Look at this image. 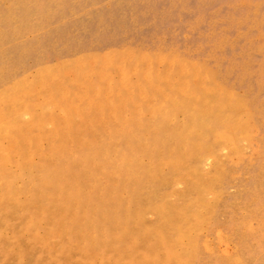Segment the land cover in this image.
Listing matches in <instances>:
<instances>
[{
	"label": "rangeland",
	"instance_id": "obj_1",
	"mask_svg": "<svg viewBox=\"0 0 264 264\" xmlns=\"http://www.w3.org/2000/svg\"><path fill=\"white\" fill-rule=\"evenodd\" d=\"M0 264H264V0H0Z\"/></svg>",
	"mask_w": 264,
	"mask_h": 264
}]
</instances>
